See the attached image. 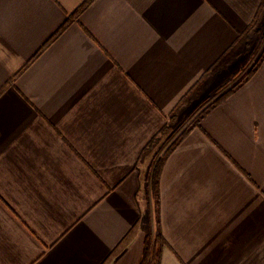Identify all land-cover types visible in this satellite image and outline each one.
<instances>
[{
  "label": "crops",
  "instance_id": "crops-1",
  "mask_svg": "<svg viewBox=\"0 0 264 264\" xmlns=\"http://www.w3.org/2000/svg\"><path fill=\"white\" fill-rule=\"evenodd\" d=\"M87 1L0 0V264L139 263L141 152L261 0ZM159 197L160 264H264V59L169 154Z\"/></svg>",
  "mask_w": 264,
  "mask_h": 264
},
{
  "label": "trees",
  "instance_id": "trees-1",
  "mask_svg": "<svg viewBox=\"0 0 264 264\" xmlns=\"http://www.w3.org/2000/svg\"><path fill=\"white\" fill-rule=\"evenodd\" d=\"M93 0H88L78 11H82L89 3ZM264 18V0L260 1L257 12L255 14L254 19L247 27V29L239 34L235 43L231 46V48L225 53L221 59L215 63V65L207 71L205 75L201 77V79L191 88V90L180 100L179 105L175 108V111L170 115L169 122L165 124L159 131L151 137V139L147 142L145 147L141 152L143 156L147 153L156 150V153L152 160L151 172H150V201H151V211H152V232L151 229L146 233L143 240V250L142 255L138 264H160L162 249L165 245L164 239L160 230L159 223V210H160V197H159V177L161 170L164 166V163L169 156V154L176 148V146L182 141L186 135L191 132L195 127H198L200 121L207 115L210 111H212L215 107L220 105L224 100H226L230 95L236 92L241 86H243L248 80L252 77V75L257 71L261 62L264 59V50L263 53L258 58L256 64H254L251 69L241 78L239 81L234 83L228 89L223 90V87L218 91L219 93L203 108L200 109L197 117L190 122L185 128L181 131L172 130V125L175 121L176 112L180 107L185 103V101L195 92V90L201 85L204 79L207 78L209 73L215 70L217 67L222 66L224 61H226L227 56L231 53L233 48L242 41L248 39V35L250 31ZM70 21H66L39 49V51L34 55L29 64L36 59L52 42L57 39L64 30L69 26ZM260 28V27H259ZM259 28L257 27L258 31ZM254 31V32H255ZM259 32V31H258ZM2 90L0 91L1 94Z\"/></svg>",
  "mask_w": 264,
  "mask_h": 264
},
{
  "label": "rangeland",
  "instance_id": "rangeland-1",
  "mask_svg": "<svg viewBox=\"0 0 264 264\" xmlns=\"http://www.w3.org/2000/svg\"><path fill=\"white\" fill-rule=\"evenodd\" d=\"M257 27L259 28V32L255 31L257 30ZM255 31V32H254ZM264 50V18L250 31V34L248 35V39L242 41V43H239L238 45L233 48L231 53L227 56L226 61H224V64L228 62L231 58L232 63L231 65L224 70L220 75L219 78H215V81L212 84V87L209 89L208 93L216 87V85L219 84V88L216 90L215 93H212V95L205 97L201 102L200 105H197V107H193L188 115H185L182 119L180 125H178L174 130L181 131L183 128H185L190 122H192L195 117H197L199 111L201 108H203L205 105H207L220 91V89L223 87V90L228 89L230 86H232L234 83L239 81L241 78L244 77V75L248 72L251 67L256 64L258 58L263 53ZM238 52V54H237ZM237 54V55H236ZM222 65V66H223ZM219 66L215 70H213L206 79L201 83V85L195 90H197L207 81L209 80L213 75L216 74V72L222 67ZM227 76V77H226ZM218 79V80H217ZM195 92L185 101V105L188 103L189 99L195 94ZM204 97V94L202 95ZM194 104V103H193ZM194 106V105H193ZM177 131V132H178ZM153 230L151 229V232Z\"/></svg>",
  "mask_w": 264,
  "mask_h": 264
}]
</instances>
